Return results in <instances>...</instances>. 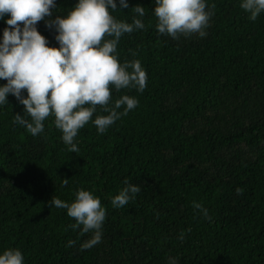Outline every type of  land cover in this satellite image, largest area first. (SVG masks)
I'll return each mask as SVG.
<instances>
[{"label":"trees","instance_id":"obj_1","mask_svg":"<svg viewBox=\"0 0 264 264\" xmlns=\"http://www.w3.org/2000/svg\"><path fill=\"white\" fill-rule=\"evenodd\" d=\"M55 2L52 19L77 0ZM128 2L112 15L130 23L139 4L145 27L121 36L117 57L139 59L147 81L112 90L138 99L127 115L103 133L89 121L71 152L52 117L33 136L14 122L24 114L14 95L0 105V252L19 248L24 264H264V12L253 21L240 0H207L206 35L174 39L157 32L153 0ZM37 29L58 47L44 20ZM125 179L141 190L117 208ZM81 188L106 210L101 240L85 249L92 232L48 205Z\"/></svg>","mask_w":264,"mask_h":264},{"label":"clouds","instance_id":"obj_2","mask_svg":"<svg viewBox=\"0 0 264 264\" xmlns=\"http://www.w3.org/2000/svg\"><path fill=\"white\" fill-rule=\"evenodd\" d=\"M153 3L158 33L174 39L193 33L206 35L204 29L213 14L206 8L207 0H153ZM119 7L128 8V0H119ZM240 7L254 21L264 12V0H240ZM55 8V0H0V20L11 26L5 27L0 37V79L6 80L0 84V105L8 102L9 94L14 95L24 106V114L14 115V122L33 136L43 132L45 119L52 117L51 122L61 131L68 150L78 152L74 138L86 123L91 121L97 133H103L137 106L138 99L128 94L111 99L112 90L134 88L142 92L146 87L147 74L140 60L121 63L116 51L123 34L145 27L141 19L145 9L139 4L132 7L137 15L129 23L112 15L118 9L117 0H77L66 15L52 19ZM41 20L55 30L58 47L50 46L38 31L37 22ZM97 106L107 114H96L93 118ZM124 185L111 197L112 206L125 205L141 190L127 179ZM192 203L208 218L206 208L199 202ZM48 205L66 209L67 215L75 219L73 229L82 225V233L92 232L91 238L81 243L82 249L101 240L106 210L93 192L77 189L70 203L53 195ZM73 243L68 241L69 245ZM0 264H24L23 253L19 248H7L0 252Z\"/></svg>","mask_w":264,"mask_h":264},{"label":"rangeland","instance_id":"obj_3","mask_svg":"<svg viewBox=\"0 0 264 264\" xmlns=\"http://www.w3.org/2000/svg\"><path fill=\"white\" fill-rule=\"evenodd\" d=\"M250 108H252V107H250Z\"/></svg>","mask_w":264,"mask_h":264}]
</instances>
